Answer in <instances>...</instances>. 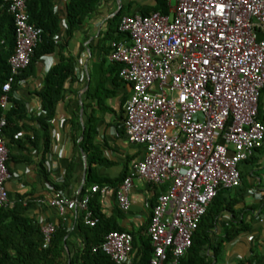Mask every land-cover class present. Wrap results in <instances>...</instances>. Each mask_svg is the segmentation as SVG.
Wrapping results in <instances>:
<instances>
[{
    "label": "built area",
    "instance_id": "2783aa9c",
    "mask_svg": "<svg viewBox=\"0 0 264 264\" xmlns=\"http://www.w3.org/2000/svg\"><path fill=\"white\" fill-rule=\"evenodd\" d=\"M2 1L14 17L16 35L11 75L0 99L7 108L15 76L30 64L40 30L29 22L28 0ZM168 9L167 14L123 15L119 30L129 39L113 41L108 54L131 85L126 133L145 147L135 173L117 187L119 206L130 209L135 177L170 183L158 196L148 226L154 247L150 264H180L218 190L240 186L239 164L264 146V122L258 118L264 88V39L258 35L264 31V0H176ZM6 125L1 118L0 210L10 202ZM106 189L94 185L91 193L103 195ZM62 192H56L54 207L62 214L80 208L86 224L97 223L89 208L91 193L70 199ZM41 228L47 247L56 227L48 223ZM101 248L114 264H129L133 236L111 231Z\"/></svg>",
    "mask_w": 264,
    "mask_h": 264
},
{
    "label": "crops",
    "instance_id": "0c3cea01",
    "mask_svg": "<svg viewBox=\"0 0 264 264\" xmlns=\"http://www.w3.org/2000/svg\"><path fill=\"white\" fill-rule=\"evenodd\" d=\"M72 1L55 0L54 13L61 25L56 35L57 49L54 53L43 56L37 63L36 74L20 80L16 90L17 97L26 102L24 122L39 132L42 127L35 120L41 114V98L38 92L43 86L46 74L59 62L62 55L74 58L75 76L67 81L65 99L58 103L56 116L51 122V149L46 154L45 168L41 166L45 157L42 148L44 139L39 138V146L36 147L32 140H27L25 134L30 133L24 129L23 133L15 136V140L25 142L23 147L16 141H12L9 147L6 145L11 153V158L8 159L11 177L6 181L10 196L7 207L13 206L18 198L23 197L30 218L40 225L51 223L55 227L61 225L65 228L63 264H72L73 256L83 247L81 223L85 212L78 208L68 209L62 214L51 203L57 192L53 184L63 183L67 170L74 164L69 184L62 193L70 199H78L83 197L82 191L89 174H97L101 178L119 183L123 177L135 173V164L145 154L144 145L130 141L126 133L125 103L131 94V85L110 71H104L102 63L106 61L105 67H110L114 63L108 58L111 43L125 40L106 37L109 30L116 27V17L120 11L140 14V10L151 9L158 4L157 0H98L91 11L83 14L79 28L73 35H69L67 21ZM169 3L172 1L168 0ZM98 79L103 80L106 93L103 92L104 99L101 98L102 95L96 99L88 95L98 84ZM258 115L264 122V88ZM75 122L81 126L79 133L76 132L77 140L73 130ZM93 123L96 134L90 141L98 148L101 160L90 163L94 151L85 148L82 142L86 140L87 134L90 136L92 133L90 128ZM31 137L34 138V135ZM45 170L49 172V176L45 174ZM240 172L243 177L241 185H248L250 191L245 204L239 206H256L264 200V146L254 150L248 159L241 162ZM169 185V182L151 184L135 177L130 192L131 207L128 211H123L119 206L116 196L119 185H106L107 189L101 194L102 212L110 218L114 217L119 226L133 233L138 239L148 234L153 207L158 196L165 192V187L167 191ZM230 216L229 213L224 214L215 228L216 236L222 233L224 223L230 220ZM253 216V231L243 233L226 244L221 256L215 258L216 264H238L240 260L252 257L254 244L258 239H264L263 203L246 214L247 220H251ZM134 253L136 249L133 247L129 264H133Z\"/></svg>",
    "mask_w": 264,
    "mask_h": 264
},
{
    "label": "trees",
    "instance_id": "16d2710c",
    "mask_svg": "<svg viewBox=\"0 0 264 264\" xmlns=\"http://www.w3.org/2000/svg\"><path fill=\"white\" fill-rule=\"evenodd\" d=\"M97 1L73 0L70 3L67 21L69 35H73L75 30L79 28L83 14L91 11ZM157 1L156 7L142 9L140 14L167 13L169 8L168 0ZM54 4L55 0H28L27 13L29 14V22L40 30V39L34 48L30 64L15 76V81L9 92L10 108H4L0 103V119L6 118L7 120V125L3 128L6 145L9 147L12 141H16L17 144L23 147L25 142L20 139L15 140V136H18L24 129L30 133L25 134V137L29 141L32 140L36 147L39 146V138L44 139L42 148L44 149L45 157L41 162L42 167L45 166L46 154L51 149V122L56 116L57 105L65 99L67 81L75 76L76 62L74 58L62 55L59 62L46 74L43 86L38 92L41 98V114L37 118L35 117V120L42 127L39 132L35 127L24 122L27 111L26 102L17 97L16 90L20 80L36 74L38 61L43 56L54 53L57 49L56 35L60 31L61 25L59 18L54 13ZM125 14L130 13L126 10L120 11L116 17L118 23L115 28L110 29L106 34L107 38L116 40L129 39L127 33L119 30V22ZM258 35L259 39H264V31H259ZM15 49L14 17L8 11L7 5L0 0V99L3 93V85L11 75L9 59ZM105 65L106 61H103L102 68L104 71H110L111 74L122 79L120 76V64L113 63L110 67H105ZM100 80L98 79V84L88 94L93 99L100 98V95L104 99L103 80ZM74 125V138L77 140L78 135H76V132L79 133L81 126L78 122H75ZM91 126L90 131L92 133L90 136L87 134L86 140H83L82 145L94 151L90 163H95L101 160V154L98 148L90 141L96 134L95 123ZM31 135H34V138ZM9 158H11V153H9ZM8 164L9 161L7 166ZM240 165L241 163L239 164V169ZM73 171L74 164L67 170L63 183L53 184L56 191L66 189ZM45 174L49 176V172L46 170ZM123 178L118 183L115 180L101 178L97 174H89L82 195L91 193L94 185H98L100 188L106 185H120L124 180ZM241 179L243 181L242 175ZM166 189L165 187L164 191ZM249 191L248 185L220 188L218 190L194 233L192 246L180 259V264H216L214 260L221 256L226 244L232 242L243 233H251L253 231L252 219L255 217L253 216L251 220H247L246 214L250 210H256L261 206V203L264 204V200H261L256 206L244 205L240 207L239 205L245 204ZM101 205V192L96 191L91 196L89 208L98 221L94 226L86 224L84 221L85 213H83L81 233L84 244L78 253L73 256L72 264H114L111 258L102 250L101 245L106 235L111 231L127 230L119 226L114 217L106 216L102 212ZM250 207L251 209H249ZM118 209L122 211L120 208ZM225 213H229L231 218L224 223L222 233L216 236L215 228L221 222ZM65 235L66 230L63 226L56 227L49 245L44 247V235L41 225L27 215V205H24V198L20 197L13 206L0 210V264H63ZM133 237V247L136 249L133 264H150V259L154 254L150 236L147 234L137 239L133 234ZM254 248L255 251L253 250L252 257L240 260L238 264H264V239H258L254 244Z\"/></svg>",
    "mask_w": 264,
    "mask_h": 264
},
{
    "label": "rangeland",
    "instance_id": "374dc122",
    "mask_svg": "<svg viewBox=\"0 0 264 264\" xmlns=\"http://www.w3.org/2000/svg\"><path fill=\"white\" fill-rule=\"evenodd\" d=\"M172 1V4H175L176 3V0H171Z\"/></svg>",
    "mask_w": 264,
    "mask_h": 264
},
{
    "label": "water",
    "instance_id": "95a60500",
    "mask_svg": "<svg viewBox=\"0 0 264 264\" xmlns=\"http://www.w3.org/2000/svg\"><path fill=\"white\" fill-rule=\"evenodd\" d=\"M86 173H87V172L85 171V175H86Z\"/></svg>",
    "mask_w": 264,
    "mask_h": 264
}]
</instances>
